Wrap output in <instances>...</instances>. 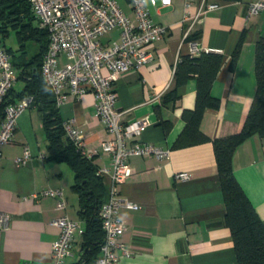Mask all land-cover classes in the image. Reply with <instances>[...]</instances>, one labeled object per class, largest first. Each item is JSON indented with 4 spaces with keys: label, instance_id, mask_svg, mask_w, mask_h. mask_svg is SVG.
Listing matches in <instances>:
<instances>
[{
    "label": "crops",
    "instance_id": "obj_1",
    "mask_svg": "<svg viewBox=\"0 0 264 264\" xmlns=\"http://www.w3.org/2000/svg\"><path fill=\"white\" fill-rule=\"evenodd\" d=\"M213 1L218 8L205 13L189 35H185L187 25L181 22L185 0H173L166 7L150 6L153 20L165 25L167 32L154 43L148 63L120 73L116 81V108L123 111L122 121L148 116L150 124L140 140L170 150L165 159L132 157V173L118 185L119 197L137 205L118 209L126 224L121 240L129 250L126 254L117 249L118 264H238L231 231L223 223L225 200L211 140L237 132L249 111L256 92L255 46L264 38V11L248 15V4L254 0ZM199 6L200 0H195L191 13ZM125 12L133 18L130 8ZM32 25L41 28L36 19ZM18 28L9 27L0 38L15 62L16 92L25 84L19 71L24 68L30 79L28 72L36 69L28 63L40 43L38 34H18ZM194 30L199 32L197 38L191 37ZM117 37L115 30L103 41ZM201 51L221 54L210 89L219 105L207 107L200 124L209 140L177 146L185 125L182 113L195 106L196 77L176 87L175 99L167 95L175 86L179 58ZM60 61L68 59L61 55ZM57 108L64 122L81 130L85 150L98 149L100 141L111 137L96 116L91 92L80 98L69 95ZM48 145L41 111L30 106L19 115L12 141L0 147V211L9 217L7 227L0 231V264L47 262L59 232L53 220L62 214L84 225L78 194L72 188L74 171L68 161L51 157ZM25 149L30 156L18 165L15 159ZM92 161L97 168L110 162L102 152L94 154ZM232 167L264 221V137L253 134L244 140L234 151ZM179 172L190 177L177 178ZM102 182L106 190L109 178L102 177ZM45 189H60L66 208L57 209L54 197L33 196ZM80 241L81 235H75L67 264L78 259Z\"/></svg>",
    "mask_w": 264,
    "mask_h": 264
},
{
    "label": "built area",
    "instance_id": "obj_2",
    "mask_svg": "<svg viewBox=\"0 0 264 264\" xmlns=\"http://www.w3.org/2000/svg\"><path fill=\"white\" fill-rule=\"evenodd\" d=\"M31 11L41 28L48 34V47L40 66L44 82L52 90L55 105L64 104L69 95L80 98L91 92L95 98L96 116L104 125L110 138L100 141L98 149H84L81 130L64 122L65 135L88 157L102 152L109 157V165L97 169L98 175L108 177L105 197L99 208V219L104 231V241L96 264H118L117 249L128 254L121 236L126 230L124 220L119 217L121 205L137 207L118 195V185L132 173V157L154 156L165 159L169 148L140 140L141 133L150 124L148 116L128 122L122 121L123 111L116 108V81L120 73L138 68L152 59L151 48L167 32V27L153 20L149 7L170 6L173 0H126L133 18L122 8L118 0H28ZM195 0H185L181 19L186 24L185 35L195 28L203 15L218 8L213 0H200L194 13L190 7ZM264 11V0L248 4V15ZM118 31L117 39L103 41L112 31ZM65 55L67 62H61ZM17 73L12 65V55L0 39V103L14 86ZM33 97L25 95L15 103L6 106L0 121V147L13 139L19 115L32 105ZM30 154L25 149L15 159L24 164ZM187 179L190 174L179 172L175 175ZM34 197L56 198V208L65 209L66 199L60 189H45ZM9 217L0 211V231L8 225ZM58 228L57 239L52 244L47 262L43 264H67L72 255L75 235H82L84 227L80 221L62 214L53 220Z\"/></svg>",
    "mask_w": 264,
    "mask_h": 264
},
{
    "label": "trees",
    "instance_id": "obj_3",
    "mask_svg": "<svg viewBox=\"0 0 264 264\" xmlns=\"http://www.w3.org/2000/svg\"><path fill=\"white\" fill-rule=\"evenodd\" d=\"M34 19L28 0H0V38L5 37L9 27H19L18 34L22 31L26 34L30 32L31 35L38 34L40 42L37 53L28 63L34 64L36 69L28 72L30 79L24 68L19 71L18 76L25 78L24 87L18 92L12 87L6 93L0 103V121L6 106L25 95L33 97L31 106H37L41 111L50 156L68 161L74 171L75 181L72 188L78 194V211L80 219L84 220V232L81 235L79 257L72 264H96L104 241L99 208L106 190L92 157L82 153L65 135V123L55 105L52 90L44 82L40 71L48 47V34L43 28L32 25ZM198 35L197 31L191 37L197 38ZM236 55L237 49L233 54L231 66ZM221 58L218 52L201 51L195 55L182 56L176 63L175 86L169 91L168 99H175L176 87L184 84L190 77L195 76L197 80L195 106L182 113L185 125L176 140L177 146L209 140L201 131L200 124L205 109L219 105V100L211 95L210 89ZM14 64L12 59L13 67ZM255 76L256 92L241 128L231 135L211 140L225 200L223 223L231 231L238 264H264V221L238 183L232 167L234 151L244 140L253 134L264 137V38L258 40L255 46Z\"/></svg>",
    "mask_w": 264,
    "mask_h": 264
},
{
    "label": "rangeland",
    "instance_id": "obj_4",
    "mask_svg": "<svg viewBox=\"0 0 264 264\" xmlns=\"http://www.w3.org/2000/svg\"><path fill=\"white\" fill-rule=\"evenodd\" d=\"M120 5L122 6V8L127 11L129 9L128 5H127V1L126 0H118ZM105 37V36H104ZM103 37V38H104Z\"/></svg>",
    "mask_w": 264,
    "mask_h": 264
}]
</instances>
